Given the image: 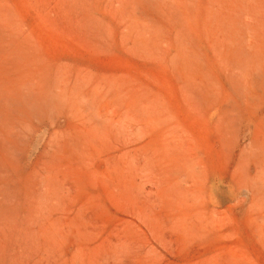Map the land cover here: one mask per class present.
I'll return each instance as SVG.
<instances>
[{
    "label": "rangeland",
    "instance_id": "obj_1",
    "mask_svg": "<svg viewBox=\"0 0 264 264\" xmlns=\"http://www.w3.org/2000/svg\"><path fill=\"white\" fill-rule=\"evenodd\" d=\"M0 264H264V0H0Z\"/></svg>",
    "mask_w": 264,
    "mask_h": 264
}]
</instances>
